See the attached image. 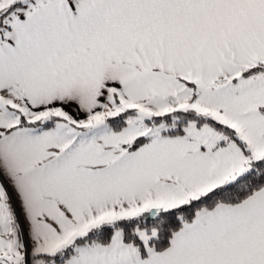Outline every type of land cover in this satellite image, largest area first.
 Returning <instances> with one entry per match:
<instances>
[{"label":"snow or ice","instance_id":"6c2138e0","mask_svg":"<svg viewBox=\"0 0 264 264\" xmlns=\"http://www.w3.org/2000/svg\"><path fill=\"white\" fill-rule=\"evenodd\" d=\"M0 264H264V0H0Z\"/></svg>","mask_w":264,"mask_h":264}]
</instances>
